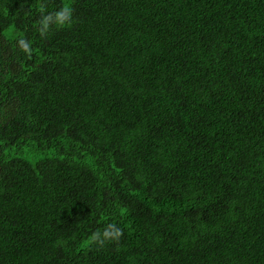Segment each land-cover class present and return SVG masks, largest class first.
I'll return each instance as SVG.
<instances>
[{
    "label": "trees",
    "instance_id": "obj_1",
    "mask_svg": "<svg viewBox=\"0 0 264 264\" xmlns=\"http://www.w3.org/2000/svg\"><path fill=\"white\" fill-rule=\"evenodd\" d=\"M0 264H264V0H0Z\"/></svg>",
    "mask_w": 264,
    "mask_h": 264
},
{
    "label": "clouds",
    "instance_id": "obj_2",
    "mask_svg": "<svg viewBox=\"0 0 264 264\" xmlns=\"http://www.w3.org/2000/svg\"><path fill=\"white\" fill-rule=\"evenodd\" d=\"M54 19L55 24L58 27H63L72 23V10L70 6L65 4V6L59 8L55 12L54 17H46L42 23L45 28L48 26V21ZM21 48L25 52H30L31 47L23 39L19 41ZM115 223H108L102 230H97L91 235V241L98 248L104 247L108 243L118 242L123 235V229L116 226Z\"/></svg>",
    "mask_w": 264,
    "mask_h": 264
}]
</instances>
